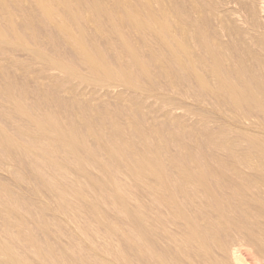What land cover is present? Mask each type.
Masks as SVG:
<instances>
[{"label":"rangeland","instance_id":"1","mask_svg":"<svg viewBox=\"0 0 264 264\" xmlns=\"http://www.w3.org/2000/svg\"><path fill=\"white\" fill-rule=\"evenodd\" d=\"M0 264H264V0H0Z\"/></svg>","mask_w":264,"mask_h":264}]
</instances>
